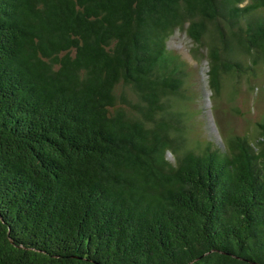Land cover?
<instances>
[{"label":"trees","instance_id":"16d2710c","mask_svg":"<svg viewBox=\"0 0 264 264\" xmlns=\"http://www.w3.org/2000/svg\"><path fill=\"white\" fill-rule=\"evenodd\" d=\"M184 26L218 115L264 0H0V264H264V113L204 138Z\"/></svg>","mask_w":264,"mask_h":264},{"label":"rangeland","instance_id":"374dc122","mask_svg":"<svg viewBox=\"0 0 264 264\" xmlns=\"http://www.w3.org/2000/svg\"><path fill=\"white\" fill-rule=\"evenodd\" d=\"M186 27L173 32L167 47L188 67V84L196 99L195 108L200 113V129L204 138L220 144L222 129L237 134L252 132L264 113V69L254 73V76L245 73L234 74L233 77L223 75L221 100L216 104L219 106L217 115L213 110L214 102L209 87L206 51L191 42L186 35Z\"/></svg>","mask_w":264,"mask_h":264}]
</instances>
